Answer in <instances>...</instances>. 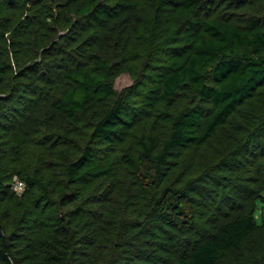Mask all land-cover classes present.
Returning a JSON list of instances; mask_svg holds the SVG:
<instances>
[{
  "label": "trees",
  "instance_id": "obj_1",
  "mask_svg": "<svg viewBox=\"0 0 264 264\" xmlns=\"http://www.w3.org/2000/svg\"><path fill=\"white\" fill-rule=\"evenodd\" d=\"M259 202L264 0H0V264H264Z\"/></svg>",
  "mask_w": 264,
  "mask_h": 264
},
{
  "label": "rangeland",
  "instance_id": "obj_2",
  "mask_svg": "<svg viewBox=\"0 0 264 264\" xmlns=\"http://www.w3.org/2000/svg\"><path fill=\"white\" fill-rule=\"evenodd\" d=\"M130 83H131V79L129 78V76L126 74H122L115 80V87L117 89H121L125 86L130 85ZM255 219L257 223H261L262 220L264 219V206L261 202L258 203V208L255 212Z\"/></svg>",
  "mask_w": 264,
  "mask_h": 264
},
{
  "label": "built area",
  "instance_id": "obj_3",
  "mask_svg": "<svg viewBox=\"0 0 264 264\" xmlns=\"http://www.w3.org/2000/svg\"><path fill=\"white\" fill-rule=\"evenodd\" d=\"M11 188L15 192L21 193L25 188V184L23 181L19 180L18 178H14L13 182L11 183Z\"/></svg>",
  "mask_w": 264,
  "mask_h": 264
}]
</instances>
